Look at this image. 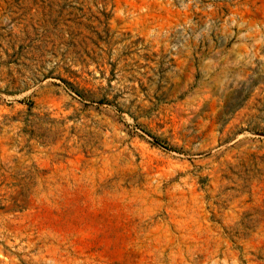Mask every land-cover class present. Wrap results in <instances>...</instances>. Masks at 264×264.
Returning a JSON list of instances; mask_svg holds the SVG:
<instances>
[{"label":"rangeland","instance_id":"rangeland-1","mask_svg":"<svg viewBox=\"0 0 264 264\" xmlns=\"http://www.w3.org/2000/svg\"><path fill=\"white\" fill-rule=\"evenodd\" d=\"M0 264H264V0H0Z\"/></svg>","mask_w":264,"mask_h":264}]
</instances>
